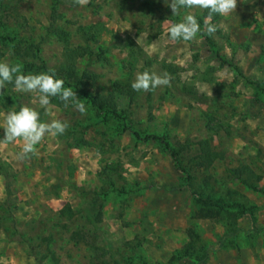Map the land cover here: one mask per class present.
I'll list each match as a JSON object with an SVG mask.
<instances>
[{"label": "rangeland", "instance_id": "rangeland-1", "mask_svg": "<svg viewBox=\"0 0 264 264\" xmlns=\"http://www.w3.org/2000/svg\"><path fill=\"white\" fill-rule=\"evenodd\" d=\"M167 3L0 0V61L55 70L87 108L0 90V140L4 115L25 105L70 125L23 161L22 140L0 143V264H264V0L210 20ZM189 11L200 33L171 41ZM144 70L170 73L171 86L133 91Z\"/></svg>", "mask_w": 264, "mask_h": 264}, {"label": "clouds", "instance_id": "clouds-1", "mask_svg": "<svg viewBox=\"0 0 264 264\" xmlns=\"http://www.w3.org/2000/svg\"><path fill=\"white\" fill-rule=\"evenodd\" d=\"M76 4L86 5L88 0H74ZM167 3V0H166ZM173 16L181 14L182 9H204L208 11V20L214 14L228 16L235 12L237 0H171L167 3ZM206 34L212 36L217 31L215 24L205 23ZM201 26L197 17L192 12H187L179 22L171 23L167 28V34L171 41H193L200 33ZM171 74L168 72L156 73L149 70L138 72L131 83L133 91L149 92L160 87L171 86ZM14 83L16 92L37 94L38 103L46 108L50 104V98L58 97L68 107L71 102L80 113L87 112L85 104L77 98L76 92L71 87H65V81L58 78L55 70L37 74L23 72L22 65L11 64L7 61H0V90L6 85ZM210 95L211 92H210ZM67 121L53 119L50 122H42L40 112L30 106H21L18 111L11 110L4 115L3 130L4 136L0 143L8 144L22 140V150L17 154V159L23 161L30 154H35L37 145L46 135H63L69 128Z\"/></svg>", "mask_w": 264, "mask_h": 264}, {"label": "trees", "instance_id": "trees-1", "mask_svg": "<svg viewBox=\"0 0 264 264\" xmlns=\"http://www.w3.org/2000/svg\"><path fill=\"white\" fill-rule=\"evenodd\" d=\"M75 52L76 53H74V51H72V50H69V53L67 54V57H66V59H70V60H74V58L76 57V56H80L83 52H81L80 51V49L79 48H76L75 49ZM73 62V61H72ZM69 64H70V62H69ZM235 70L236 71H238V68L237 67H235ZM63 72H66V73H69V78H71V79H73V76L74 75H72V72H73V68H72V66L71 67H69L68 65H67V68H65L64 70H63ZM77 83L78 82H76L75 83V85L74 86H78L77 85ZM87 96V95H86ZM99 98H91V100H92V102L98 107V108H101V109H103V108H105V106H106V104L104 103V102H102V101H100V100H98ZM115 114H117L116 112H115V110L113 111ZM134 135L137 137V136H139L137 133H134ZM147 138L148 137H153L152 135H147L146 136ZM172 156H175V154H172ZM200 202H202V205L204 206V207H210V206H215V207H218V208H221V209H224V208H237L238 209V211L240 212V213H248V214H251V210L248 208H246L243 204H241V203H236V202H234V203H227V202H225V201H223L222 200V198H211V197H204V198H201L200 199ZM101 216H102V212L101 211H98L96 214H92V217H93V219L96 221H98L100 218H101ZM81 233H82V231H74L73 233H72V236H74V238H78V236L80 237L81 236Z\"/></svg>", "mask_w": 264, "mask_h": 264}]
</instances>
